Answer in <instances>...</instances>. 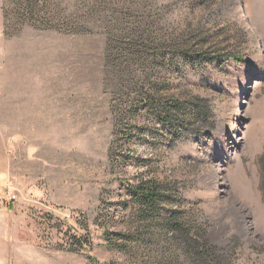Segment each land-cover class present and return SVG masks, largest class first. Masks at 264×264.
Masks as SVG:
<instances>
[{
	"label": "rangeland",
	"instance_id": "rangeland-1",
	"mask_svg": "<svg viewBox=\"0 0 264 264\" xmlns=\"http://www.w3.org/2000/svg\"><path fill=\"white\" fill-rule=\"evenodd\" d=\"M263 163L264 0H0V264H264Z\"/></svg>",
	"mask_w": 264,
	"mask_h": 264
},
{
	"label": "trees",
	"instance_id": "trees-1",
	"mask_svg": "<svg viewBox=\"0 0 264 264\" xmlns=\"http://www.w3.org/2000/svg\"><path fill=\"white\" fill-rule=\"evenodd\" d=\"M37 0H25L27 4V8H31L32 4H35ZM131 44H128L129 48H132L136 45V43L130 41ZM183 56V54H182ZM193 59L200 62L204 59L202 55H195ZM142 100L155 105L156 108H160V113H165L169 110V108L164 109L160 107V102L158 97H142ZM173 108H178L176 105H170ZM133 201H135L141 208L151 212L156 213V202L158 199L159 189L155 187L152 183H142L137 186H127ZM260 190L262 193V197L264 200V163L261 164V180H260ZM165 228L168 232L173 236L175 246L177 247V251L179 254L188 258V262L190 264H232L231 256L232 253L229 252H220L217 248L209 244L203 234H200L197 230L195 235H192L185 227L183 223L179 221L178 218L173 217L169 218L165 222ZM75 244H79V242L74 239Z\"/></svg>",
	"mask_w": 264,
	"mask_h": 264
},
{
	"label": "built area",
	"instance_id": "built-area-1",
	"mask_svg": "<svg viewBox=\"0 0 264 264\" xmlns=\"http://www.w3.org/2000/svg\"><path fill=\"white\" fill-rule=\"evenodd\" d=\"M8 188V197L9 201L15 202L16 200V195H15V187L10 183Z\"/></svg>",
	"mask_w": 264,
	"mask_h": 264
}]
</instances>
